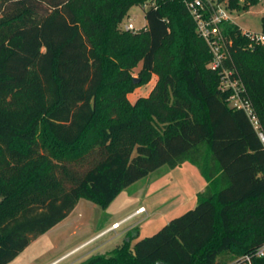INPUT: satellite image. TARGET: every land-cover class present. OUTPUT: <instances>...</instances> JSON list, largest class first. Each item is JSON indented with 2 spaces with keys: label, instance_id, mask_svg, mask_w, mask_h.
<instances>
[{
  "label": "trees",
  "instance_id": "obj_1",
  "mask_svg": "<svg viewBox=\"0 0 264 264\" xmlns=\"http://www.w3.org/2000/svg\"><path fill=\"white\" fill-rule=\"evenodd\" d=\"M258 1L228 0L238 11ZM135 5L148 26L120 29ZM224 33L229 54L213 69L184 0H0V264L81 198L107 208L184 162L206 181L194 207L78 264H243L264 243V144L221 88L234 71L264 132V44L233 22ZM139 63L140 83L157 79L131 102Z\"/></svg>",
  "mask_w": 264,
  "mask_h": 264
},
{
  "label": "rangeland",
  "instance_id": "obj_2",
  "mask_svg": "<svg viewBox=\"0 0 264 264\" xmlns=\"http://www.w3.org/2000/svg\"><path fill=\"white\" fill-rule=\"evenodd\" d=\"M145 10L146 5L131 7L120 24V29H124L123 25L128 21L135 24L136 30L147 27ZM232 15L234 23L242 30H262L264 7L261 0L250 5L248 10L233 11ZM141 67L142 63H139L133 70L134 78L138 80L135 82L136 87L128 93L131 102L147 95L157 79L153 74L148 82L140 83L142 79L138 72ZM204 184L205 178L199 168L190 162H184L174 168L162 165L123 189L107 208L81 198L70 214L51 230L37 237L16 263L28 257L37 264H44L84 241L61 263L76 264L93 254L110 252L123 242L127 231L134 226H139V238L152 235L171 218L194 207L197 204V193L203 190ZM140 205L146 207L143 212L123 219L118 227L106 232L114 224H111L113 221L121 219ZM108 225L110 226L107 227ZM116 231L125 232V235L116 236ZM233 262L238 263V259Z\"/></svg>",
  "mask_w": 264,
  "mask_h": 264
},
{
  "label": "built area",
  "instance_id": "obj_3",
  "mask_svg": "<svg viewBox=\"0 0 264 264\" xmlns=\"http://www.w3.org/2000/svg\"><path fill=\"white\" fill-rule=\"evenodd\" d=\"M184 2L196 22L199 35L209 46L212 54L210 66L213 69L223 68L224 62L229 54V45L232 43L224 33V25L226 22L234 23L232 14L235 10L230 9L228 0H184ZM261 3L264 7V0H261ZM123 26L124 29L136 30V26L132 21H128ZM242 32L249 38L250 47L256 44H264V21L261 31L242 30ZM221 88L232 90L229 96L230 104L246 111L264 144V132L259 118L255 114L250 100L243 94L245 88L234 71L226 68L222 70ZM144 210L145 207L142 206L131 216L141 213ZM124 220L115 222L109 229H107V231L118 227ZM263 256L264 243L253 252L243 255L241 259L243 264H253L252 260L254 257Z\"/></svg>",
  "mask_w": 264,
  "mask_h": 264
},
{
  "label": "crops",
  "instance_id": "obj_4",
  "mask_svg": "<svg viewBox=\"0 0 264 264\" xmlns=\"http://www.w3.org/2000/svg\"><path fill=\"white\" fill-rule=\"evenodd\" d=\"M156 82V81H155ZM152 89V88H151ZM205 186H206V181H205V184H204V188H205ZM203 188V189H204ZM145 207L144 205H140V206H138L134 211H132L131 213H129V214H127L126 216H124V217H122L121 219H118V220H115V221H113L111 224H113V223H115V222H119V221H121V220H123V219H128V217H130L139 207ZM145 209H146V207H145ZM131 218V217H130ZM110 224V225H111ZM110 225H108L107 227H109ZM106 227V228H107ZM105 228V229H106ZM102 229H104V226H102ZM108 229V228H107ZM51 230V229H50ZM109 231V230H108ZM108 231H106V232H108ZM120 235H125V232H122V233H120L119 231H116V236H120ZM34 240H36V239H34ZM34 240H32L31 241V243L34 241ZM30 243V244H31ZM84 243V241L83 242H81L80 244H78V245H75L74 247H72L70 250H68L67 252H65V253H63V254H61L60 256H58V257H56V258H53V259H51V260H49L48 262H46V263H44V264H61L66 258H68V256H70L73 252H75L80 246H81V244H83ZM30 244H29V246H30ZM29 246H27V248L29 247ZM26 248V249H27ZM25 249V250H26ZM25 250H23L15 259H13L11 262H9L8 264H37L36 262H35V260H33L32 258H25V259H23L22 261H20V262H18V263H16V261H17V259L19 258V256L25 251ZM80 263V262H79ZM68 264V263H67ZM76 264H78V263H76Z\"/></svg>",
  "mask_w": 264,
  "mask_h": 264
},
{
  "label": "water",
  "instance_id": "obj_5",
  "mask_svg": "<svg viewBox=\"0 0 264 264\" xmlns=\"http://www.w3.org/2000/svg\"><path fill=\"white\" fill-rule=\"evenodd\" d=\"M137 80H138L137 78H134V82H137Z\"/></svg>",
  "mask_w": 264,
  "mask_h": 264
}]
</instances>
